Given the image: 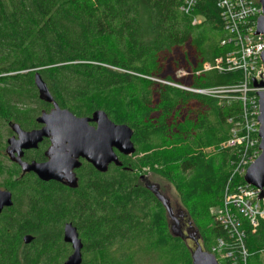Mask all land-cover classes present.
Listing matches in <instances>:
<instances>
[{
    "label": "trees",
    "instance_id": "16d2710c",
    "mask_svg": "<svg viewBox=\"0 0 264 264\" xmlns=\"http://www.w3.org/2000/svg\"><path fill=\"white\" fill-rule=\"evenodd\" d=\"M183 2L0 0V115L9 126L36 123L49 105L35 85L39 72L61 107L78 116L106 111L133 128L137 147L132 155L119 153L123 165L105 173L84 161L77 188L34 173L10 181L14 203L0 214V264H63L67 222L83 241L82 264H150L147 256L153 264H193L191 246L171 233L165 206L141 180L146 169L176 188L206 250L220 237L230 241L210 210L245 183L234 173L241 148L223 145L244 118L243 104L146 79L183 85L172 73L181 68L194 88L230 87L244 78L239 68L204 70L234 49L221 43L230 35L217 0H199L190 13ZM27 99L37 107L23 109ZM44 148L27 158L44 159ZM241 229L248 264H264V223L253 231L243 218ZM26 234L34 237L28 244Z\"/></svg>",
    "mask_w": 264,
    "mask_h": 264
},
{
    "label": "water",
    "instance_id": "95a60500",
    "mask_svg": "<svg viewBox=\"0 0 264 264\" xmlns=\"http://www.w3.org/2000/svg\"><path fill=\"white\" fill-rule=\"evenodd\" d=\"M263 14L257 21V34L264 35V0H259ZM264 63V51L262 53ZM260 104L259 137L261 154L246 170L244 181L262 189L260 198L264 197V75L259 81L254 80ZM35 85L40 98L53 107L43 111L36 118L40 128L26 130L16 122L10 126L15 134L7 139L6 152L11 161L19 164L23 174L34 173L45 182L57 181L70 188H77L79 179L76 169L83 165V160L90 163L96 170L105 173L114 164L122 166L119 153L132 155L136 152L133 141L134 130L127 123H116L106 111L95 110L91 116H78L68 108H63L55 101L47 83L39 72L35 74ZM94 123V124H92ZM45 138H49L50 145L45 151L46 160L26 161V150L38 148ZM144 185L149 188L166 208L170 231L174 236L185 240L192 239L196 247H191L193 264H221L214 253L203 248L202 236L196 226H190L184 231V220L188 216L189 223H193L184 206H172L169 197L163 192L160 185L153 181L149 174L141 176ZM14 203L13 193L9 189H0V214L5 208ZM34 239L33 235L26 234L23 240L26 244ZM63 239L71 245L72 252L63 264H82L83 241L77 227L72 222L64 225ZM203 242V241H202Z\"/></svg>",
    "mask_w": 264,
    "mask_h": 264
},
{
    "label": "built area",
    "instance_id": "2783aa9c",
    "mask_svg": "<svg viewBox=\"0 0 264 264\" xmlns=\"http://www.w3.org/2000/svg\"><path fill=\"white\" fill-rule=\"evenodd\" d=\"M199 0H184L182 11L190 13ZM221 8L225 29L229 37L223 39L222 44L232 43L234 49L226 55V59H217L215 64L205 63L204 70L217 68L242 69L243 80L234 86L221 88H194L192 86L166 82L187 91L217 96L225 93L226 98H234L244 106V118L234 123L231 129V138L223 145L239 149V161L235 163L234 173L243 176L247 167L261 154L259 137L260 104L254 80H261L264 75L262 53L264 51V35L257 34V21L263 14L262 6L258 0H217ZM195 18L194 23H200ZM199 75V73H197ZM262 189L248 183L239 184L227 190L223 203L214 208L213 214L230 237L218 238L211 248L219 262L228 261V264H248V250L245 245V230L241 229L243 218L250 224L253 231L264 223V197L260 198Z\"/></svg>",
    "mask_w": 264,
    "mask_h": 264
},
{
    "label": "rangeland",
    "instance_id": "374dc122",
    "mask_svg": "<svg viewBox=\"0 0 264 264\" xmlns=\"http://www.w3.org/2000/svg\"><path fill=\"white\" fill-rule=\"evenodd\" d=\"M176 78L181 79L184 81L183 85H187L190 86V82L191 80L189 79V73H187L186 69L181 68V69H176L174 72H172ZM146 79L148 80H155L157 82H161V83H166L164 79H157V78H151V77H146ZM145 84H150L149 82H145ZM180 84V83H179ZM151 86V85H150ZM173 86V85H171ZM176 88H178L177 86H175ZM139 88H135L134 90H138ZM217 96H214L215 99L219 100V103H223L222 101H225V93H217ZM22 105V108L25 109L27 108H36L37 105L36 103L31 100V99H27L24 101ZM53 107V105L51 103H49L48 106L45 107L46 111H49L51 108ZM180 111L184 114H188L191 115V117L193 116V109L190 107H186V106H180ZM41 115V110L38 114H36L35 118L37 116ZM34 118V121H36V119ZM13 121H18V119H12ZM26 125H28V127H23L27 130H31L32 128H35L38 126V123H33V121L31 120L29 123H26ZM172 133V130H169V134ZM14 134L12 128L9 126V121L5 120L1 115H0V189H8V183L12 180H15L19 177H21L22 174V170L20 169V167L15 164L13 161L10 160L7 152H6V148H7V139L9 137H11ZM49 141L45 140L40 147H44V149H46L49 145ZM40 149V148H39ZM37 149V150H39ZM210 149H207L206 152H209ZM139 155L135 156L134 159H136ZM147 174H149L150 178L157 182L161 189L163 190V192L169 197L172 206H180L182 207V203L180 201V197L178 195V192L176 190V188L166 179L164 178L161 174L156 173V172H149V170L146 169L145 171ZM213 210L214 208H212L210 211L213 214ZM190 226H195L194 223H189V218L188 216L185 218L184 220V231L186 234H188V232L186 231V229H188V227ZM188 244L192 247L195 248L196 244L195 242L188 238L187 239ZM200 242L203 245V248L205 249V246L203 244V242L200 240ZM70 247V252L69 254H71L72 252V248L71 245L69 244ZM68 254V255H69ZM86 254V253H85ZM68 257V256H67ZM66 257V258H67ZM65 258V259H66ZM64 259V260H65ZM145 262H148L150 264H153V257L152 256H147L143 259Z\"/></svg>",
    "mask_w": 264,
    "mask_h": 264
},
{
    "label": "flooded vegetation",
    "instance_id": "af4514ba",
    "mask_svg": "<svg viewBox=\"0 0 264 264\" xmlns=\"http://www.w3.org/2000/svg\"><path fill=\"white\" fill-rule=\"evenodd\" d=\"M258 1H259V0H258ZM43 111H46V110H43ZM43 111H42V112H43ZM42 112H41V113H42ZM37 123H38V122H37ZM92 124H94V123H92ZM10 127H11V126H10ZM40 127H41V124L38 123V126L35 127V128H40ZM22 128H23V127H22ZM24 129H25V128H24ZM32 129H34V128H32ZM26 130H27V129H26ZM13 132H14V131H13ZM14 134H15V132H14ZM14 134H13V135H14ZM13 135H12V136H13ZM45 140L49 141V143H50L49 138H45L44 141H45ZM44 141H43V142H44ZM43 142H42V143H43ZM42 143H41V144H42ZM41 144H40V145H41ZM40 145H39L38 148L26 150V151H25V154H24V160H26V161H32V160H35V159H28V158H27V152L30 151V150H37V149H39V148H40ZM49 145H50V144H49ZM49 145H48V147H49ZM48 147H47V148H48ZM47 148H46V149H47ZM46 149L43 150L44 159H42V160H38V161H44V160H46V157H45V154H44L45 151H46ZM14 163H15V162H14ZM83 163H84V160H83ZM15 164H17V163H15ZM17 165L19 166V164H17ZM19 167H20V166H19ZM20 169H21V167H20ZM22 173H23V172H22ZM76 174H77L78 179H79V169H76ZM63 185H64V184H63ZM65 186H66V185H65ZM67 187H68V186H67ZM4 210H5V209H4Z\"/></svg>",
    "mask_w": 264,
    "mask_h": 264
},
{
    "label": "crops",
    "instance_id": "0c3cea01",
    "mask_svg": "<svg viewBox=\"0 0 264 264\" xmlns=\"http://www.w3.org/2000/svg\"><path fill=\"white\" fill-rule=\"evenodd\" d=\"M208 63V62H207Z\"/></svg>",
    "mask_w": 264,
    "mask_h": 264
}]
</instances>
